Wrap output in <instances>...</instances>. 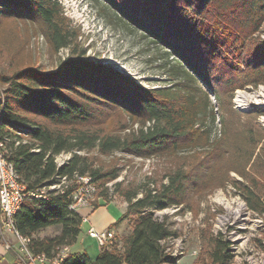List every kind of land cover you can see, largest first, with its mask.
<instances>
[{
	"label": "trees",
	"instance_id": "trees-1",
	"mask_svg": "<svg viewBox=\"0 0 264 264\" xmlns=\"http://www.w3.org/2000/svg\"><path fill=\"white\" fill-rule=\"evenodd\" d=\"M105 1L174 54L177 64L170 70L180 69L184 78L173 87H146L85 56L80 30L59 0H0V35L7 20L30 22L52 53L70 49L53 71L18 63L1 76L7 87L0 146L31 191L15 215L16 227L31 237L36 254L54 257L73 245L84 220L72 206L73 195L81 186L78 177L89 175L105 201L112 200L107 183L113 181V192L128 203L120 220L129 218L131 230L119 243L101 244L95 257L75 249L58 264L176 263L180 256L167 250L166 241L178 232L170 216L156 210L182 208L231 183L248 209L264 215V125L257 119L264 109L243 112L233 104L236 89L264 83V0ZM14 31L12 39H19ZM24 47V41L14 42L12 57ZM216 111L221 125L213 136ZM65 151L71 155L59 164L57 155ZM117 153L163 158L166 165L143 181L116 180L125 164ZM53 183L59 187L44 189ZM49 226L58 233L36 235ZM209 244V263L203 264H228L230 241L212 234Z\"/></svg>",
	"mask_w": 264,
	"mask_h": 264
},
{
	"label": "rangeland",
	"instance_id": "rangeland-1",
	"mask_svg": "<svg viewBox=\"0 0 264 264\" xmlns=\"http://www.w3.org/2000/svg\"><path fill=\"white\" fill-rule=\"evenodd\" d=\"M59 1L64 13L71 19L72 27L80 30L78 47L85 49V56L112 66L146 87L165 84L173 87L184 78L180 69L177 70L179 74L174 71L175 69L170 70L177 64L174 54L167 53L165 46L152 42L150 36H144L140 29L128 23L116 8L105 0ZM32 25L35 26L23 21L4 22L7 32L0 35V105L7 87L1 80L2 75H9L18 63H33L43 70L53 71L70 52L68 47H63L59 52L52 53L43 34L34 30ZM14 29L21 34L19 39H12ZM259 32L264 37V24ZM21 41L25 42L23 54L13 58L14 42ZM203 87L205 86L202 85ZM202 88L200 86L197 88L199 95L203 94ZM240 91L249 94L246 103L237 100ZM210 98L215 105L214 108L218 110L213 93H210ZM233 104L243 112L256 107L264 109V83L256 87L236 89ZM216 113V122L212 126L213 136L217 134L221 125L220 115L217 111ZM257 119L264 125V113ZM70 155L69 151L62 152L57 155L56 160L62 162ZM117 156L123 157L125 164L116 180L127 177L143 181L146 174L151 172L155 174L166 165V160L158 157L145 158L122 153H117ZM109 158L110 156L103 157L104 160ZM231 175L237 177L234 171ZM83 177L90 179L87 182ZM77 181L81 186L76 191L78 197L75 198V208L100 203L98 210L108 220V226L111 227L108 229L114 234L106 245L111 246L113 240L119 243L122 236L114 230L124 213V206L119 202V199L124 198L113 192V181L107 183L112 198L110 201L102 198L99 187L92 182L89 175L79 176ZM58 186L59 184L56 187ZM47 188L51 189L50 184L44 187ZM180 207L173 205L156 210L158 216L169 215L173 221V228L178 232V236H173L174 239L171 241L170 253L180 258L176 263L170 264H203L205 261L209 263L207 251L212 234L221 235L230 241L232 257L228 264H264V215L248 209L245 200L233 184L227 183L226 187L216 188L203 198L194 199L190 204ZM236 208L239 210L235 211ZM57 231V226H49L36 235L51 236ZM84 234L85 229L81 238L85 236ZM94 239L100 244L96 238Z\"/></svg>",
	"mask_w": 264,
	"mask_h": 264
},
{
	"label": "built area",
	"instance_id": "built-area-1",
	"mask_svg": "<svg viewBox=\"0 0 264 264\" xmlns=\"http://www.w3.org/2000/svg\"><path fill=\"white\" fill-rule=\"evenodd\" d=\"M9 166H13L6 155L3 146H0V238H3L8 248L17 249L18 259L23 264H58L60 260L68 254L69 246L61 249L60 256L50 257L45 255H38L33 253H26V245L22 236L16 233V208H19L28 199L31 191L27 189L26 184L22 180H14V177H9ZM65 178V177H63ZM86 178V177H83ZM90 178L85 180L88 182ZM51 189L57 188V184H50ZM59 187V186H58ZM37 196L39 194H36ZM77 192L74 193L73 198L77 199ZM76 199L72 206L76 207ZM90 236L96 238L100 244H107L114 236L113 231L109 229H97L91 226L89 229ZM9 231L15 235L19 244L15 247L13 242L5 237V232ZM170 252V251H169Z\"/></svg>",
	"mask_w": 264,
	"mask_h": 264
},
{
	"label": "crops",
	"instance_id": "crops-1",
	"mask_svg": "<svg viewBox=\"0 0 264 264\" xmlns=\"http://www.w3.org/2000/svg\"><path fill=\"white\" fill-rule=\"evenodd\" d=\"M119 202H121V204L124 206L123 209L124 212L127 208L128 203L126 200H123L122 198L119 199ZM98 209H99L98 207L95 208L94 206H88V205L77 208V210L83 216L84 220L82 223V231L77 241L73 245L69 246L68 248L69 252L75 249L76 250L85 249L88 251L91 257H95L98 254L101 248V244H98L95 241V239L88 234V229L91 226H94L95 228L100 230L111 228L110 226H108L109 224L108 220L105 218V216H103L99 212ZM115 226L117 227L114 231H116L118 235L123 236L124 234H127L131 230L132 224L129 218H124L122 220H119L117 222V225ZM84 229H85V234H84L85 236H82L81 238ZM56 233H58V231ZM5 237L11 242H13L15 247H18L19 242L13 233L6 231ZM17 256H18L17 249L8 248L3 238H0V264H23L21 261H19ZM123 264H128V263L124 262Z\"/></svg>",
	"mask_w": 264,
	"mask_h": 264
},
{
	"label": "bare ground",
	"instance_id": "bare-ground-1",
	"mask_svg": "<svg viewBox=\"0 0 264 264\" xmlns=\"http://www.w3.org/2000/svg\"><path fill=\"white\" fill-rule=\"evenodd\" d=\"M248 97H249V94L248 93H246V92H243V91H240L239 93H238V96L236 97L237 98V100L240 102H242V103H246V100L248 99ZM0 98H1V95H0ZM61 154V153H60ZM70 157V156H69ZM69 157H67V159H69ZM67 159H65V160H63L62 162H59L58 160V163L59 164H63L64 162H66L67 161ZM9 177H14V180H21L20 179V175H19V173H18V171H17V169H16V167H15V165H14V163H13V166H9ZM241 205V204H240ZM21 207H19V208H16V213L19 211V209H20ZM235 211H238L239 209L238 208H236V209H234ZM16 233H19V235L20 236H22V238L24 239V242H25V244H27L26 245V253H33V251L30 249V247H29V243H30V241H31V237H29V236H25V235H23V234H21L20 233V231L17 229V227H16ZM173 239H174V237H169L168 239H167V244H168V248H167V250L168 251H172V244H171V241H173ZM64 248V247H63ZM62 248V249H63ZM177 252V251H176ZM36 254V253H35ZM38 255H45V253H39ZM57 256H60V252H59V254L57 255Z\"/></svg>",
	"mask_w": 264,
	"mask_h": 264
}]
</instances>
